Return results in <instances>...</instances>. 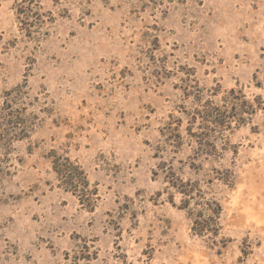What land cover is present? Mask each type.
<instances>
[{"label": "rangeland", "instance_id": "obj_1", "mask_svg": "<svg viewBox=\"0 0 264 264\" xmlns=\"http://www.w3.org/2000/svg\"><path fill=\"white\" fill-rule=\"evenodd\" d=\"M0 264H264V0H0Z\"/></svg>", "mask_w": 264, "mask_h": 264}, {"label": "trees", "instance_id": "obj_2", "mask_svg": "<svg viewBox=\"0 0 264 264\" xmlns=\"http://www.w3.org/2000/svg\"><path fill=\"white\" fill-rule=\"evenodd\" d=\"M53 169L60 184L66 189L73 188L74 192L82 193L88 202L94 201L97 196L96 189H90V184L82 167L73 162L70 158L59 155H51Z\"/></svg>", "mask_w": 264, "mask_h": 264}]
</instances>
